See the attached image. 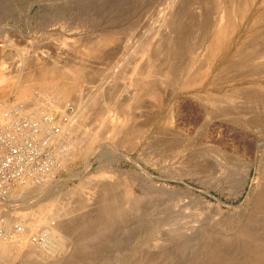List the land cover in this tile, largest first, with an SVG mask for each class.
Returning a JSON list of instances; mask_svg holds the SVG:
<instances>
[{
  "label": "rangeland",
  "instance_id": "374dc122",
  "mask_svg": "<svg viewBox=\"0 0 264 264\" xmlns=\"http://www.w3.org/2000/svg\"><path fill=\"white\" fill-rule=\"evenodd\" d=\"M218 7L0 0V73L11 78L0 89L8 84L11 114L27 116L56 147L52 164L30 177V186L46 179L45 191L0 190V264L264 262V206L256 207L264 195V0L251 2L208 58ZM45 68L72 81L70 96L21 111L17 89L7 88ZM42 91L34 87L31 102ZM48 114L69 122L64 134L42 122ZM65 134L79 139L74 147ZM54 198L71 213L57 216L58 201L39 221Z\"/></svg>",
  "mask_w": 264,
  "mask_h": 264
},
{
  "label": "bare ground",
  "instance_id": "6f19581e",
  "mask_svg": "<svg viewBox=\"0 0 264 264\" xmlns=\"http://www.w3.org/2000/svg\"><path fill=\"white\" fill-rule=\"evenodd\" d=\"M251 2H253V0H219V7L220 8L218 7L217 9H220V11L222 12L221 23L217 27L214 26L215 28H212V30H211L212 39H211V41L207 47L208 48V52H207L208 58L214 57V55L217 52L221 51L220 49L223 47V44L228 41V39L230 38L232 33L235 31L236 25H238L237 21H239V18L242 20L244 18V16H246V13L250 9ZM208 28H207V30L209 31ZM207 36H208V34H207ZM224 46H225V44H224ZM36 73H38V72H36ZM36 73H34L32 71L21 73L19 75L20 79L18 80V82L17 83L13 82V84H11V86H9L10 88H7V89H9V91H11L12 88L17 89L16 90L17 91L16 96H18L17 98H19L23 104V106H19V109L20 108H22V109L27 108V109H30L29 111L31 112V111H36L37 110L36 108H37V106L39 107V105L44 106V104H50V105L55 106V107L61 106L63 104L61 102L65 101L62 99H66L68 97V95L70 94V90H71L70 85L72 84V83L70 84V82H72V81H69L70 79L68 80L66 77L62 76L63 74H60V73L56 72L55 70L49 69V68H45L44 70H42L38 74H36ZM77 75H78V77L81 78L83 75L82 70H78ZM8 79H11L9 75H7L5 72L0 73V82L1 81L2 82L7 81L6 83H8ZM7 86H8V84H7ZM7 86H5V87H7ZM5 87H4V89L3 88L0 89V122H3V123L9 117V114H11V111L13 112L12 107L9 106L10 105L9 102L6 101L7 98H6L5 94L7 92H2L4 90L6 91ZM34 87H38V88L43 90L42 91V99H36L34 102H31L30 96H32V90ZM2 93H4V94H2ZM53 96L57 97L58 100L52 98ZM30 106H32L33 108H28ZM16 108L18 109V106ZM24 110H25V112L28 111L26 109H23L21 111H24ZM82 115H80L79 118L82 117ZM70 117H69V120L71 119ZM42 122L48 126L51 125L50 127L52 129L55 126V128H56L55 133H57L58 135L64 134L65 130L69 126V122L68 123L61 122V123L57 124L55 116L52 114H50V115L48 114V115L44 116V118L42 119ZM76 126L78 128V127H80V124L77 123ZM36 128H37V126L35 125V123L31 119H29L27 116L22 115V114H19V115H12L11 114V117H9L7 122L0 126V190L7 189V188L9 189V188H11L13 186L15 187L17 185L16 195L22 197L23 195L26 196V195H29L32 193L45 191L42 189L43 188L47 189L48 187H50L49 184H48V186H46V184H45L46 179L44 180L45 183H44V181H41L40 184H36L33 186L29 185L31 183L30 177L36 175L37 173H41V171L46 170L52 164L53 153L56 150L55 144H53V141L51 139V134L47 133L45 136L40 137V135L36 132ZM64 136H65V139H66V142L68 143V145L70 144L72 147H74L73 146V145H75L74 143L75 142L77 143L79 140L77 137H74V136H69L66 134ZM68 137L71 138V139H69V140H71L70 143L68 142L69 141ZM97 137H98L97 133H91L90 136H88V138L91 141L93 139H96ZM128 158H130V157H128ZM143 170H145V169H143ZM145 172H147V171L145 170ZM147 174L152 176V174H150L149 172H147ZM25 179H27L26 184H22L23 181H25ZM51 183H53V182H51ZM84 185L86 186L87 184H84ZM84 185H83V187H84ZM130 191L131 190H129L128 194L131 195ZM260 191H262V190H260ZM49 192H50V190H49ZM48 194L49 193L47 192L46 195H48ZM60 195H62V194H60ZM59 200H60L59 198L51 199L50 202L48 204H46V206L45 205L42 206V208H45V214L39 221L42 222L44 220L46 221V220L50 219V217L47 218L45 215L53 214L50 212L52 211V209H54V207H56ZM253 201L256 202L255 199ZM63 202H64V200L62 201V203H61V201H59V204L61 203V205H64ZM79 203L81 204L82 202H79ZM65 204L67 205V203H65ZM252 204L255 205V203H252ZM111 205H112V203H111ZM259 205L264 206V195H260L257 197L256 207H258ZM57 206H59V205H57ZM57 208H59V207H57ZM57 208H56V210H57ZM256 209L258 210L259 208H256ZM57 211H58L57 216H59L58 214H60V213H61L60 215H63L64 213L66 215L71 213V211L69 212L68 208H66L65 205L61 208L60 212H59V210H57ZM67 211L69 213H67ZM252 214H253V212H252ZM261 215H262V213H261ZM261 220H263V219H261ZM251 221H253V220H251ZM258 223H260V222H258ZM66 226H67L66 224L62 225V223H61L60 227L58 225V228L66 229ZM243 226H245V225L243 224ZM244 232H246V230ZM240 233H242V232H240ZM245 234H247V233H245ZM253 234H254V232H253ZM255 234H257V233H255ZM252 237H253V235H252ZM13 241H17V240H13ZM260 245L261 244H259V246ZM6 247H7V245H5L3 242L0 241V254L2 256L7 254L6 253V251H7ZM244 250H246V249H244ZM253 252L256 254L257 251L255 252V250H254ZM262 252H263V250H262ZM262 252L260 254H258V252H257V256L263 254ZM252 256H254V254ZM230 257H231V255H230ZM246 257H247V254H246ZM250 257H251V255H250ZM210 258H211V255H210ZM222 259H220V260H222ZM263 259H264V257H263ZM246 260L247 259H245V261ZM260 260H262L261 257H260ZM214 261H213V263H214ZM231 262H233V261H231ZM256 262L255 263L258 264V261H256ZM261 262H262L261 264H264L263 260ZM220 263H222V262H220ZM231 264H233V263H231Z\"/></svg>",
  "mask_w": 264,
  "mask_h": 264
}]
</instances>
